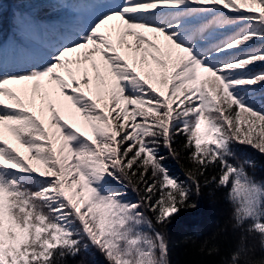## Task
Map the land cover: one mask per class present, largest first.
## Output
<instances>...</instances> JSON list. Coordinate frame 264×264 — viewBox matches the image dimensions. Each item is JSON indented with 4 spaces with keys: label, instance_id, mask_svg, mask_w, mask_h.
I'll list each match as a JSON object with an SVG mask.
<instances>
[{
    "label": "snow or ice",
    "instance_id": "obj_1",
    "mask_svg": "<svg viewBox=\"0 0 264 264\" xmlns=\"http://www.w3.org/2000/svg\"><path fill=\"white\" fill-rule=\"evenodd\" d=\"M11 16L0 264H173L169 224L213 186L232 211L199 250L264 264L248 255L249 236L264 251V161L244 151L264 156V0H20Z\"/></svg>",
    "mask_w": 264,
    "mask_h": 264
},
{
    "label": "trees",
    "instance_id": "obj_2",
    "mask_svg": "<svg viewBox=\"0 0 264 264\" xmlns=\"http://www.w3.org/2000/svg\"><path fill=\"white\" fill-rule=\"evenodd\" d=\"M19 2L20 0H4L5 12L3 18L0 19V39H9L13 24L11 10L16 8ZM183 140L184 138L180 137V141L183 142ZM244 151L254 156L258 161H264V156H261L255 149L245 147ZM161 154L167 156V150L161 149ZM186 155V152H182V156ZM166 163L173 175L180 180L188 182L186 172L180 164H177L171 158ZM181 163L185 164L186 167H192V165L187 164L186 160L182 159ZM257 174L259 177L264 178V168L259 169ZM213 189L214 186L213 188L204 187L196 201L197 208L182 210L169 224L167 233L170 240L173 264H199L201 261L204 264H209V262L221 259V256L215 254L207 255L199 250L200 243L209 240L218 230L225 226L232 211V206L225 197L227 190L215 189L213 195H209V192ZM125 190L134 199L137 198L130 187L125 188ZM193 199L196 200L195 197ZM240 235L239 230H233L230 224L227 225V231L220 232V235L217 236V241L221 245L222 256H227L230 250H234ZM189 237L196 239L197 245L195 247H193L192 241L187 239ZM248 244L254 248V251L248 254L250 259H264V251L260 248L258 236H249ZM100 259L103 260V257H100ZM68 264H74V261L69 258Z\"/></svg>",
    "mask_w": 264,
    "mask_h": 264
},
{
    "label": "rangeland",
    "instance_id": "obj_3",
    "mask_svg": "<svg viewBox=\"0 0 264 264\" xmlns=\"http://www.w3.org/2000/svg\"><path fill=\"white\" fill-rule=\"evenodd\" d=\"M122 190L123 191H125L127 194H128V196L131 198V199H133V200H135L126 190H125V188H122Z\"/></svg>",
    "mask_w": 264,
    "mask_h": 264
}]
</instances>
